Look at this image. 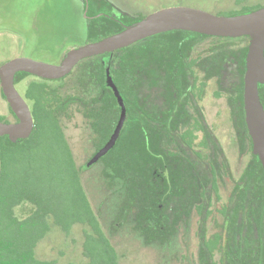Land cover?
<instances>
[{
  "label": "trees",
  "instance_id": "1",
  "mask_svg": "<svg viewBox=\"0 0 264 264\" xmlns=\"http://www.w3.org/2000/svg\"><path fill=\"white\" fill-rule=\"evenodd\" d=\"M248 2L237 0L241 8L224 16L248 14L263 7L247 6ZM88 4L87 15L94 17L88 25L90 43L124 30L120 22L97 16L107 7L105 2L88 0ZM145 17L122 16L120 21L130 26ZM207 39H213L215 45L210 55L200 58L201 69L208 72L213 66L218 97L221 93L229 95L240 155H250L241 176L237 180L231 176L233 188L220 207L215 205L221 200L220 178L223 174L230 176V165L219 143L205 131L206 126L189 114L195 99L188 96L190 83L186 75H181L189 56ZM248 40L249 37L213 38L173 31L97 56V62L85 75L89 88L104 85L109 69L126 104L127 119L117 144L100 161L110 182L121 183L122 194L131 199L127 210L137 212L135 227L146 245L164 246L176 236L177 215L196 210L201 215L199 264H264V168L252 153L253 143L245 122L248 44L237 45ZM151 71L156 78L154 86L167 88L153 94L152 116L147 92ZM164 73L168 74L167 82H161L165 81ZM31 76L18 73L15 85ZM42 81L30 83L25 91L26 99L33 104L32 135L17 142L8 136L0 138V264H56L37 258L38 243L53 227L69 236L76 225L84 227L82 250L89 264H116L114 250L81 184L82 169L77 168L67 142L61 108L51 102L49 81ZM259 94L264 106L262 85ZM2 96L6 100L3 93ZM87 110L96 148L94 156L108 142L120 118V108L113 93L104 88V92L95 89ZM10 116L16 119L11 109ZM10 116L0 117V123H7ZM198 131L206 134L203 141L199 142ZM26 203L34 210L19 219L15 210ZM150 232L154 233L151 237Z\"/></svg>",
  "mask_w": 264,
  "mask_h": 264
},
{
  "label": "rangeland",
  "instance_id": "2",
  "mask_svg": "<svg viewBox=\"0 0 264 264\" xmlns=\"http://www.w3.org/2000/svg\"><path fill=\"white\" fill-rule=\"evenodd\" d=\"M106 1L116 11L129 17L148 16L163 9L178 7L223 16L241 8L236 4L237 0ZM246 5L264 7V0H249ZM88 25L85 0H0V54L9 58V61L25 58L59 65L69 51L87 44ZM207 42L203 43L199 50H205ZM247 44L249 45V40L237 43L240 47ZM96 62V57L83 60L73 69L71 75L67 76L66 81L50 82L47 85L65 87L66 94H74L75 89L72 88L74 85L69 78L73 75L79 77L83 73L85 76L90 63ZM35 81L38 80L31 76L17 84L16 89L24 97L28 85ZM69 83L72 88L70 91ZM217 89V84H211L205 100L204 114L213 135L225 151L233 177L237 180L250 158L242 157L239 153L226 96L220 99L213 96ZM89 93V97H92L95 90L89 88ZM72 114L70 120L62 121L64 133L74 162L78 169H82L81 184L99 220L101 230L114 250L116 264H199L200 240L197 218L191 220L189 226L179 231L168 244L146 245L143 235L135 227L137 212L133 209V212L129 213L127 210L130 208L128 204L131 203V199L127 200L122 194L121 183L110 182L105 175L102 161L88 167L96 151L93 144L94 135L82 116L75 114L74 111ZM221 183L222 201L216 204L218 207L226 202L233 188V182L228 177ZM33 210L34 207L26 203L16 208L15 213L19 219H24L31 215ZM83 229V226L76 225L72 229V234L67 236L60 228L54 227L38 243L37 258L42 261H55L56 264H89V259L84 257L82 250L85 242ZM153 234L150 232V237ZM62 253L65 256L62 257Z\"/></svg>",
  "mask_w": 264,
  "mask_h": 264
},
{
  "label": "water",
  "instance_id": "3",
  "mask_svg": "<svg viewBox=\"0 0 264 264\" xmlns=\"http://www.w3.org/2000/svg\"><path fill=\"white\" fill-rule=\"evenodd\" d=\"M85 2L87 13L88 0ZM173 31L192 32L215 38L249 37L244 76L245 120L253 142V154L259 157L264 168V106L259 94L260 86H264V7L237 16H218L185 7L167 8L126 26L115 35L69 51L59 65L25 58L10 60L0 66V85L18 122L0 123V138L8 136L13 142H17L28 139L34 131L35 124L30 107L16 89L15 77L18 73H27L47 81L60 80L68 76L83 60L115 53L145 39ZM106 75L107 85L114 92L121 114L110 140L92 157L88 167L95 165L115 147L127 117L125 101L114 84L109 69ZM1 176L0 167V179Z\"/></svg>",
  "mask_w": 264,
  "mask_h": 264
},
{
  "label": "flooded vegetation",
  "instance_id": "4",
  "mask_svg": "<svg viewBox=\"0 0 264 264\" xmlns=\"http://www.w3.org/2000/svg\"><path fill=\"white\" fill-rule=\"evenodd\" d=\"M100 2H101V4L103 2H105V4L107 5V7L104 6L105 8L103 10H101L99 12V15H97V16L100 17L101 15H103V16L111 19V20H114L116 22H120L121 23V26L123 28H125L126 26L129 25V24H124V23H122L120 21V18L122 16H124V15H122V13H120L119 11H116L115 8L112 5H110L106 0H98V4H100ZM89 10L90 9H89V4H88V11ZM88 11H87V13H88ZM87 13H86V15H87ZM114 14H117V16H113ZM93 18H94L93 16L87 15V19L89 21L92 20ZM207 41H209V42H207ZM206 42L208 43V46L205 48V50H199L200 49V46L203 43H206ZM87 43H90L89 42V39L87 40ZM214 45H215V43H214V40L213 39H207V40L203 41L196 48V50L194 51V54H192L191 56H189V59H188L187 64H186V68H185V70L183 72H181L182 73L181 75H183V76L186 75V77L188 78L187 83L188 84L190 83V85L188 86V89H189L188 96H191L192 95V98L195 99V103L192 104V107L188 109L189 110V114H191L194 117V119L198 121V123L200 125L206 126L205 131L210 134V136L212 137L213 140H215V141L218 142L217 138L213 135L212 130L210 129L209 124L206 121V118H205L206 115L204 114V110H205V100H206V96L208 94V90H209L211 84H217V79H216V76H215L214 72H212L214 70L213 69V66L207 72L206 69H201V66H200V63H199L200 62V58H204V57H206V56H208V55H210L212 53L211 52V49L214 47ZM196 61L199 64L196 65L194 63ZM93 65L94 64H91L90 63V66H88L87 72L90 70V68H92ZM183 67H184V65H183ZM85 68H86V66H85ZM164 74H165L164 75V79H165L168 74L167 73H164ZM69 75H71V73ZM150 75L151 76H150V79H149V83H148V87H147V90L148 91L147 92L149 94V99H150V102L148 103V107H149L148 110H149L150 116H152L151 110H152V105H153V103H152L153 96H154L153 94L155 92H157L158 90H160V89L167 91V88H157V87H155L154 86V82H155L156 78L154 79L153 72L152 71H151ZM110 76L112 77L111 73H110ZM66 78H67V76L65 78L60 79V80L49 81L48 83H50V82L56 83V82L66 81L67 80ZM35 79L38 80V81H35L36 83L43 82L42 79H39L37 77ZM69 79H71L70 82H72L73 85H74V87H72L73 89H75L74 94L73 93L72 94H70V93L66 94L67 91H66V88L65 87L64 88H62V87H53L51 85H48L47 88H48L49 96L52 99L51 102L53 104H55L56 107H59L58 109L61 108V112H62L61 118H60L61 119V122L64 119L70 120L71 118H69V115H73L72 112L74 111L75 114H78L79 116H82L83 119L88 124V119L86 118V114H87V111H88L87 110L88 109V99H89V86L87 84L88 82L85 81L84 73L81 76H79V77H76L75 75H73ZM112 79H113L114 84L116 85L113 77H112ZM104 82H105L104 85H99V86L91 85V89L92 90H95L96 89L97 92H104V88H107L114 95L113 90L110 87H108V85H107V75L105 76ZM161 82H167V79H165V81H161ZM83 83H84L85 86H83ZM68 86H69L68 90L70 91L72 89L71 88V83H69ZM217 87H218V84H217ZM217 94H218V89L213 94V96H215L217 99H220L223 96H226V102H227V106H228L229 111H230V120H231V123H232V119H231V115H232L231 114V107L229 106V101H228L229 95H227L226 93H221V95H219V97H218ZM23 98L28 103V105L30 107V110H31V113H32V111H33V104H32V102L29 101V100H27L26 97H25V95H24ZM73 99H76L75 101H77V102L74 103L73 102ZM243 101H244V93H243ZM120 114H121V109H120ZM119 117H120V115H119ZM119 119L120 118H118V122H119ZM126 119H127V117H126ZM148 120L149 121H152V117L149 118ZM16 122H18L17 118L14 119V118H11V116H10V118L7 121V123H16ZM118 122H117V124H118ZM245 122H246V120H245ZM117 124H116V126H117ZM116 126H115V128H116ZM115 128L113 129V131H112V133L110 135V138H111V136H112ZM234 132H235V130H234ZM197 134H198L199 142H200V140L203 141L206 138V134L204 133V131H198ZM110 138H109V140H110ZM236 141H237V138H236ZM219 145H220V148H221L224 156L228 160V158H227V156L225 154V151L223 150V148H222V146H221L220 143H219ZM237 146H238V142H237ZM238 150H239V146H238ZM239 153H240V151H239ZM252 153H253V149H252ZM241 156L242 157L249 156V158H250V155L249 154H242ZM195 157H196L197 162L200 163L199 162V157L197 155ZM229 165H230V163H229ZM231 176L233 177L232 170H231V167H230V176L229 175H225V174L221 175V178H220L221 179V181H220V188H221V185H222L221 182L223 181V179L225 177H228L230 180H232L231 179ZM234 180H236V179H234ZM221 201H222V197H221V200L219 202H221ZM215 202H216V199H215ZM218 203H215V205L218 204ZM196 218H197V222H198V231H199V222H200L201 215L196 210H192V211H190L187 214L186 213H182V214L177 215V220L179 221V224L177 226L176 235H178L179 231H183L184 228H187L189 226V222L191 220H193V219H196Z\"/></svg>",
  "mask_w": 264,
  "mask_h": 264
},
{
  "label": "crops",
  "instance_id": "5",
  "mask_svg": "<svg viewBox=\"0 0 264 264\" xmlns=\"http://www.w3.org/2000/svg\"><path fill=\"white\" fill-rule=\"evenodd\" d=\"M14 56H16V55H14ZM14 56H12V57H14ZM8 61H9V58L4 57L3 55L0 54V65H3L4 63H6ZM2 93L3 92H2L1 85H0V117H8L10 115V107H9V104L7 103V101L3 98ZM61 255H62V257H63V255L65 256V254H63V253Z\"/></svg>",
  "mask_w": 264,
  "mask_h": 264
}]
</instances>
